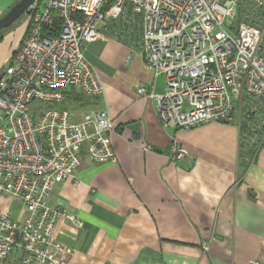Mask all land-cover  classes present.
<instances>
[{
  "label": "built area",
  "instance_id": "2783aa9c",
  "mask_svg": "<svg viewBox=\"0 0 264 264\" xmlns=\"http://www.w3.org/2000/svg\"><path fill=\"white\" fill-rule=\"evenodd\" d=\"M25 14V37L0 71V264L14 250L22 264H66L62 257L74 248L55 237L56 222L82 220L50 206V192L67 179L78 184L81 145L93 162L116 160L105 110L76 120L68 108L39 105L62 102L66 88L102 96L83 48L103 37L110 20L137 43L153 78L163 77V93L150 85L137 92L155 99L164 127L233 122L240 146L264 150V0H33ZM168 156L187 165L192 159L176 141ZM249 264H264V256Z\"/></svg>",
  "mask_w": 264,
  "mask_h": 264
},
{
  "label": "crops",
  "instance_id": "0c3cea01",
  "mask_svg": "<svg viewBox=\"0 0 264 264\" xmlns=\"http://www.w3.org/2000/svg\"><path fill=\"white\" fill-rule=\"evenodd\" d=\"M16 1L0 0V17ZM119 25L108 21L101 29L103 37L83 48L102 85V96L64 90L70 104L64 108L76 120L87 111L107 112L113 122L109 136L116 160L93 162L81 145L78 184L67 179L53 186L49 205L82 220L80 226L63 217L56 222L55 237L74 248L63 262L249 264L252 258H262L264 150L253 158L242 155L233 122H207L190 130L164 127L155 99L137 92L150 85L154 93H163V77L153 78L137 43L116 32ZM25 28L13 29L12 44L0 53V70L19 47ZM173 141L192 156L189 165L170 161ZM144 144L153 150H143ZM2 264H22L21 251H12Z\"/></svg>",
  "mask_w": 264,
  "mask_h": 264
},
{
  "label": "rangeland",
  "instance_id": "374dc122",
  "mask_svg": "<svg viewBox=\"0 0 264 264\" xmlns=\"http://www.w3.org/2000/svg\"><path fill=\"white\" fill-rule=\"evenodd\" d=\"M26 25L25 30L27 31L28 25H29V19L27 17V15L24 13L22 14V16L16 21L15 24H13L11 27L4 29L1 33H0V53L4 51L5 48L8 49V47H10V45L13 42V29L16 30L17 27H24ZM26 31L24 32L26 34ZM25 34L23 36V38L25 37ZM22 38V40H23ZM21 40V42H22ZM21 44V43H20ZM20 46V45H19ZM10 58L7 61V63L1 68V70H3L6 65L9 64ZM0 70V71H1ZM41 109H47L50 107H57V108H64V107H70V104L68 102V99H64L62 102L56 103V104H49V103H41L39 104ZM11 209L16 213L18 210V205L16 203H12L11 204Z\"/></svg>",
  "mask_w": 264,
  "mask_h": 264
},
{
  "label": "water",
  "instance_id": "95a60500",
  "mask_svg": "<svg viewBox=\"0 0 264 264\" xmlns=\"http://www.w3.org/2000/svg\"><path fill=\"white\" fill-rule=\"evenodd\" d=\"M33 0H17L1 17H0V33L9 28L24 14ZM232 18L228 17L226 25L229 26Z\"/></svg>",
  "mask_w": 264,
  "mask_h": 264
},
{
  "label": "trees",
  "instance_id": "16d2710c",
  "mask_svg": "<svg viewBox=\"0 0 264 264\" xmlns=\"http://www.w3.org/2000/svg\"><path fill=\"white\" fill-rule=\"evenodd\" d=\"M246 152L247 156H250L253 155V148L252 147H246V146H240V153L243 155V153ZM248 158V159H249Z\"/></svg>",
  "mask_w": 264,
  "mask_h": 264
}]
</instances>
